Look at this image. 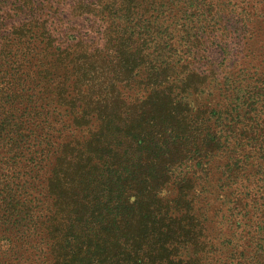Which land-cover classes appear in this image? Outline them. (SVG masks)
Instances as JSON below:
<instances>
[{"label":"trees","instance_id":"1","mask_svg":"<svg viewBox=\"0 0 264 264\" xmlns=\"http://www.w3.org/2000/svg\"><path fill=\"white\" fill-rule=\"evenodd\" d=\"M0 264H264V0H0Z\"/></svg>","mask_w":264,"mask_h":264}]
</instances>
